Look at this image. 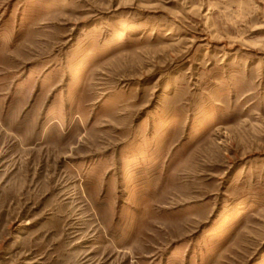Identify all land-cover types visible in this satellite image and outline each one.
<instances>
[{
  "label": "rangeland",
  "instance_id": "374dc122",
  "mask_svg": "<svg viewBox=\"0 0 264 264\" xmlns=\"http://www.w3.org/2000/svg\"><path fill=\"white\" fill-rule=\"evenodd\" d=\"M0 264H264V0H0Z\"/></svg>",
  "mask_w": 264,
  "mask_h": 264
}]
</instances>
